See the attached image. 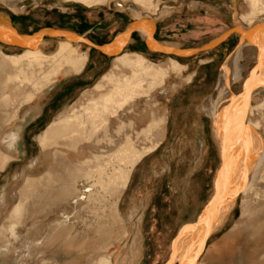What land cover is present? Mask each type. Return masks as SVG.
Returning a JSON list of instances; mask_svg holds the SVG:
<instances>
[{"label": "rangeland", "instance_id": "obj_1", "mask_svg": "<svg viewBox=\"0 0 264 264\" xmlns=\"http://www.w3.org/2000/svg\"><path fill=\"white\" fill-rule=\"evenodd\" d=\"M231 1L232 0H226L224 3L231 4ZM8 2L10 3L12 2L14 8H10L8 4L5 2V0H0V12L10 15L13 21L12 22L13 25L21 32L32 33L33 31H36L42 27L52 26L55 28H62V29L72 28L75 29V31L82 33L83 31H86L87 29L92 27V25H94L97 22H102L101 24L103 23L105 24V22L108 21L110 17L123 19L120 23V26L117 27V31H121L122 29L125 28L130 18H136V16L134 15L135 14L133 10L134 8L137 11H139L143 17L149 15L155 17L156 19L162 20L164 17H167L170 14L171 15L174 14L172 13L173 10L177 11V9L172 8L173 10H171L170 13L166 14L164 17L163 16L160 17V12L163 10L164 5H168L170 7H176V8L181 7L182 8L181 10H183L184 12H188L189 11L188 6L191 0H152L151 3L149 2L141 3V1H137V0H102V2L97 1L90 3H86L81 0H8ZM233 2H235V0H233ZM236 2L238 5L237 8L240 16L241 15L245 16V18H243L242 20L243 26L245 27L251 26L252 25L251 22H253V20H255L258 16H260L261 10L264 9V0H236ZM120 5H122L124 8L121 9ZM156 6L158 7L157 9ZM235 10L236 9L233 7V13ZM249 18H252V21H250ZM164 21L166 26H170L172 25L173 17L166 18ZM82 22H86V24L85 23H84L85 25L81 24ZM232 25H233L232 21L228 19V21H226L223 28H220L219 31L214 32L215 33L214 37L222 33L225 29L230 28ZM92 36L94 38L96 37L93 34ZM112 37L113 35L110 37L106 36L105 40H102V42H107L108 39L110 40ZM181 38H183V41L188 42L196 37L195 34L190 33ZM134 40H136L138 43V47H139L138 49H140L139 52H142V54L149 61L162 65L163 67H165V69L167 68L166 71L167 75L164 77V81H165L164 87H170L174 84L177 86L176 90L172 92L170 91L165 93L164 89L158 88V92H154L155 94L151 92L149 94L151 95V100L153 99L158 103H160V108L158 110L159 113L166 112L167 114L168 109H165L166 107L169 108V112L177 111L178 105L180 104V102L184 100L183 95L188 94L187 96L193 102L190 107H184L185 113L182 116L183 119H181L180 122L184 121L183 123H186L188 121L190 122L194 120L196 125L201 124V127H203V129L204 127H206L204 129L205 132L203 131L204 138L206 137L205 143L207 145V148H209V146L212 147L213 149L212 153L213 152L216 153V157L214 156L215 159L210 158L212 161H209L204 157L202 158L201 164L199 166H195L194 154L192 156V154L190 155L188 151L184 152L183 157L184 160L187 161V164L184 166L180 164L181 165L180 167L175 166L174 168H178L179 175L182 176L183 168L192 169L197 167L199 168L198 169L199 171L201 172L203 171V176L206 175V180L209 181V185H210L215 174L217 173V169L221 165L219 163L220 154L217 153V151L220 152V139L219 137L216 138L214 136L212 130L213 120L211 119V117L203 114L199 109L200 102L198 103L199 98L197 96V93L199 90L198 86L202 78L199 74L195 76L193 75V73L196 72V69L198 68L199 65L198 60L196 59L197 54L192 55L190 57H183V56H176L171 54L167 55V54L153 53L145 49V47L143 46V41L137 35L136 36L134 35ZM46 41H48V39L45 40L42 45L45 46ZM207 41L208 40H205L198 44H193V43L186 44L185 47L200 46ZM238 41L239 38H237V35L235 34L232 35L228 41L230 42V45L227 48L224 55H222L219 60H216L213 63V65L212 64L206 65L209 68H213V67L215 68V70L213 68L214 74L210 80V83L212 85L210 87L209 90L210 92L208 95H212L216 97L217 92L215 89V83L218 77L219 69L223 64V62L226 60V57L236 47ZM42 45L40 49L47 54L54 52L58 47V45H50L47 47L45 46L44 49ZM54 46H56L55 49H53ZM2 51L7 54H10L11 52H15V54L17 53L19 54L22 52V50L20 49H16L15 51L2 49ZM123 51L126 52L130 50L126 49ZM170 57L177 60L179 63L186 65L188 69L184 71L183 69L181 70V68H174L171 64ZM108 62H109V66L107 70L106 68L104 69L105 72L113 70V72L118 74H126L128 72L130 73V69L128 70V68H119V69L115 68L114 61L112 59H110ZM33 64L29 63L27 60H22L20 64H17L16 66L17 69L11 68L7 71H0V74L5 75L9 73L11 77V78L10 77L7 78V80L9 79V81L7 82L6 89L4 90V92L0 93V128H1L0 139H3L6 136V135L2 136L4 132V129H2V127L8 124L11 120H13V118H8L9 115H11L13 111H15L16 107L19 106V104L25 105L28 103L26 101H23L22 99L25 100V98L29 96L31 93H35L34 94L35 96L46 84L51 82L54 74L58 70H60L66 63L63 61L55 63L54 64L55 66L50 67L51 68V70L49 71L50 74L49 73L44 74L45 77L43 75V71L46 72V70H48L47 67L49 66L46 63L42 66H37V65L33 66ZM243 64L244 67L242 69V73L246 78L248 75L247 73L250 71L249 69L252 67L253 64L256 65V62L252 61L250 63H246V61L244 60ZM7 65L8 66L11 65V63L7 61ZM20 68H22V70ZM188 74H192L191 81L189 80L186 81L184 79L187 77ZM47 75L49 79L46 78ZM44 78H46L47 80ZM102 83L103 86L100 87L101 90L99 88V90L94 89L88 91L85 94V96L82 98V100H80L79 102H77V104L66 110V115H69L70 117L69 116L66 117L64 120L60 121V123L58 122L56 125L52 124L45 131L44 134L45 140L44 142L40 141L41 142L40 146L42 147V149L38 150V148L35 147L33 149L31 156V159L37 157L39 160V163L36 165V167L32 168L33 171L39 172L38 177L35 176L36 178L31 179V177L27 176L26 183H24V187L22 189H20V187L19 188L13 187L14 184L7 187L6 186L7 183L2 181L4 175L9 176L10 168L7 169V172L0 177V232L1 233L5 234L7 232L5 229L8 228V225L10 223V216L13 205L15 201L18 200L23 202L22 216H20L21 219L19 220V224L17 225V231H20L22 237L29 236L31 240L35 241L39 238H42L45 235H49L50 231L52 232L55 231L53 226H48V224L50 223L52 218L57 216V212L61 208V202H63L65 198L64 189L67 186L72 185L73 181L77 179H79L80 182L83 181V176L85 172L88 173V175L94 176L89 178L90 182L91 180L92 181L95 180L96 179L95 176H98L99 174L98 172L99 168H102L100 166H105L103 163H106L107 166L106 168L109 169L111 164L110 162L111 161L113 162L112 158H114L112 155L113 153L112 148L114 147L115 144L119 145V142L121 144V142H123V140H125L124 138L126 137V135H124V132L121 133L120 137L116 136L113 133V129L117 126L119 120L126 122L127 120L128 121L134 120L136 122L137 114H133L130 108L132 104L131 103L130 105L123 107L120 110L117 117L110 116L108 120L105 122V124L103 123L104 125L102 126L96 125L95 127V125L93 126V124L90 123L89 121L88 122L90 123V125L88 122L85 123L82 122L85 116L83 115L84 117H81L82 114L79 115V112L77 113V109L73 110V107L76 106L78 107L81 104H86L87 98L95 96L100 91L107 90L112 85V83H109V81ZM241 90H242V86L241 89L239 87H234L233 92L235 95L233 96L236 95L238 96ZM12 97H14L13 101H12ZM145 99L146 98L144 97L142 102H137L136 107L137 105H139L140 108L138 110H135V113L139 114V112H142L144 110L145 102H148ZM261 99H262L261 97L256 100L254 98L251 99L250 101L252 104L260 103ZM179 107L181 106L179 105ZM5 110H6V119L4 116ZM259 111L255 110L253 115H251V120L254 123H259L257 125L258 128H253L251 130L254 133L260 135L262 138H264V110H259ZM76 113L80 117L79 119ZM175 113L177 114L179 112H175ZM134 115H136V118ZM72 118L73 120L74 118L75 120L78 119V121L81 120L80 121L81 123L80 122L78 123L74 120L73 122H75L78 125L72 126V124H70L73 123ZM67 119L68 120L71 119L70 120L71 122L69 121L70 123H67L68 122ZM83 123L85 124L83 126L84 130L81 127L82 126L81 124ZM169 123L167 126L168 128L167 133L169 132V134L171 133V135H169L167 139L161 141L162 143L160 144V147L156 153L157 158L161 156L163 158L159 168H167L168 165L166 166V164H168L169 162L172 165H177L178 160L181 158V157L172 158L169 153L172 148H176L180 144V142H177L173 139V134L180 133L183 129V125L182 124L179 125L178 123L174 127L171 125V123L170 124ZM70 125L72 126V128L70 127ZM105 125L106 128H104ZM137 125L140 126L141 124H137ZM86 126L89 127V129L86 128ZM92 126L94 128L93 129L91 128V130L94 129L95 130L93 132L91 131L92 133L88 132L90 131V127ZM192 127L194 126L188 127L187 130L190 131ZM77 128L80 130L82 129L84 132L80 130L78 131ZM187 130H186V134H187L186 136L188 139L190 136L192 137L193 135L197 134L195 130L190 134L187 133L189 132ZM85 131H87L86 133L88 134L89 138L86 137L87 134L85 133ZM128 133L129 135L134 136V132L128 131ZM148 143H149L148 140L147 141L141 140V142H139L138 145L143 146L145 144L147 145ZM194 147L196 148L195 144L193 145V153H194ZM9 155L11 156L12 159L14 158V153L7 154L4 146L0 145V158L3 159L4 157L7 159ZM205 155L206 153L203 152V156ZM99 156H103V157L101 158ZM103 160L105 162H103ZM119 162L114 158V164H119ZM206 163H208L209 165L205 168ZM44 167H46L45 169L48 170L50 168H64V174L63 173L55 174L51 172H46L44 174H41L42 173L41 171L44 169ZM23 168L26 169V166H24ZM191 169L188 171L187 175L185 176L186 178L182 180L181 183L182 187L178 185L175 188V191L180 195L181 201L178 195H172L169 198L168 203L165 206H161L162 208L161 211H154L153 206H152L153 209H149L148 211H146L147 208L146 204L144 205L145 208L144 207L142 208L140 206V204L143 203L142 199L145 198L146 193L143 185L141 186L142 190L137 193V190L134 188V182L131 180L133 175L132 173L127 188L124 190V193L121 196V209H122L121 211L123 214H127L130 211V209L133 208V205L139 204L137 211H140L141 215L143 216V220L140 222V226L144 228V236H145L144 252L140 256L139 264H166L170 255V250H169L170 242L174 238L178 228H180L183 223L192 220V214L194 213V211H196L195 208L198 207L200 209L201 207H203L204 202L206 201V197L209 198V196H211L210 194L212 193L207 194L206 196L205 195L202 196L203 193L200 192L202 191L203 186L201 185V183H198L199 185L196 184L197 194L193 195V197L195 196V198L193 199L194 204L190 202L189 195L191 194L189 193L188 186L191 185L192 183L190 184L189 180L187 179L190 171H192ZM263 176H264V170H262L257 175L258 179L256 178L257 180L252 185L253 188L251 187L252 189L250 190L248 196L245 197V194L242 193L240 188V190L236 194L233 206L229 210L225 211L226 217L228 216L229 217L225 221L224 226H222V228L220 229L219 226L220 222H217V226H215L216 229L214 228L207 236L206 247H208L210 243L212 244V242L214 243L218 241V239L223 237V235L230 228V226L232 229H236L239 226V222L236 221L242 219L243 229L244 232L247 234L244 238V243H243L246 252L249 253L251 251L250 249L254 246H257L258 248L261 247V249L264 250V177ZM186 181H188V183ZM99 185H100L99 183L96 185L97 188H99ZM206 186H208V184H206ZM15 196H18V198H15ZM185 203L190 204V207L188 209L184 208ZM244 207L251 209L250 213H248L249 215L243 214ZM181 213L183 217L180 218ZM78 215L79 216L75 218V221L73 222V224H70V226L72 230H73V226L75 229L79 228L82 234L77 235L76 237L73 236L68 237L69 239L67 238V240H69V243H71L70 248L65 243L67 232L64 230H59L55 232V234L50 238L47 245H45V247L37 254H35V252H29L27 248L22 245L17 250L9 248V250L5 252V255L3 256L4 258L0 259V264H36V263L41 264V262L51 263L52 261H54V258L56 256H58L60 253H63V252H59V249L61 248L65 249L64 253L66 254L69 253L72 254L74 252H77L79 249H81V253H79V256L76 258L77 261L79 262V264H90L91 259L101 251L102 248L101 243L109 241L111 237L110 236L107 237L108 235L106 234H101V235L97 234L96 228L93 227L86 230L83 221L91 219V217L89 216L88 208H85V210L81 211ZM223 218L224 216L222 217V219ZM171 219L172 222L169 223ZM168 223L170 225H168ZM256 232L261 233L263 235L258 239L259 240L258 243H255V241L251 239L253 238V235ZM25 241L26 240H24V242ZM64 245L66 246V248ZM123 248H124V244L121 242L119 244L116 243L112 245V247H109L108 251L109 252L115 251L114 258L120 259L123 257V255L126 254L125 253L126 251ZM244 248L240 247L237 249L238 251L235 260L232 264L236 262L240 264H244V261L242 260L243 256H245L247 260V256L245 255ZM262 257L264 260V252L262 254ZM247 261L249 263L250 260ZM259 264H264V262Z\"/></svg>", "mask_w": 264, "mask_h": 264}, {"label": "bare ground", "instance_id": "obj_2", "mask_svg": "<svg viewBox=\"0 0 264 264\" xmlns=\"http://www.w3.org/2000/svg\"><path fill=\"white\" fill-rule=\"evenodd\" d=\"M81 1H84L86 3L97 1L102 2V0ZM137 1H141V3L152 2V0ZM5 2L10 8H14L12 2L10 3L8 2V0H5ZM120 8L122 9L124 7L120 5ZM157 8L158 7L156 6V9ZM172 8L176 9V7L164 5L163 10L160 12V17H164L166 14L170 13L171 10H173ZM133 10L135 12L134 15L136 16V19L144 18L141 13L135 8ZM243 16L244 15H242L241 17L237 16V11L235 10L232 17L234 21V26L241 28V30H246L253 25L264 23V9L261 10V15L258 16L255 20H253V22H251L252 25L248 27L243 26L242 20L243 18H245V16ZM190 17L191 16L187 17L186 15H184V18H186L185 20H193V18ZM10 19L12 23V18L10 17ZM249 20L252 21V18H249ZM162 26H165V24L163 25L162 23ZM140 32L144 34L142 30ZM235 32L238 35L239 41L236 47L230 52V54L226 57V60L221 65L218 72V77L216 76L217 80L215 83V89L217 95L216 97L212 95H207L205 97L203 96L204 98L200 102L199 106L200 111L203 114L211 117V119L213 120L212 130L214 136L216 138L219 137L220 139V152L217 151V153L220 154L219 163L221 165L217 169V173L215 174V176L213 175L214 178L212 182L210 181V185L209 181L206 180V175L203 176V171H199L197 167L195 168V172L193 171V175L192 172H190V174L192 175V178L190 180L192 185H194L197 180L198 183H201V185L205 187H202V191L200 192L203 193L202 196H206L207 194L212 193L213 195H215V199L208 207L207 213H205V215L203 216L205 217V219L204 224H202L203 228L200 230L202 232L201 234H199L200 232L198 234L196 233V228L194 226L198 217V213L200 212V209L202 207L200 209L196 207V211H194V213L192 214V220L182 224V226H189L182 228V230L176 237L175 244L177 245H174V247L176 246V249L175 252L170 255L167 264H171L173 261L175 263L177 261H180L181 264H202L203 261L213 260L219 257L220 254L223 253L224 249H230L231 244L227 242V240H223V242H218V244L216 242L217 245L215 246V248L213 246L214 250L211 251L209 249V246L206 247L207 236L215 228V226H217V222H220V229L222 228V226H224L225 221L229 217H226L225 211L229 210L233 206L236 194L240 190V188L242 193L245 194V197L248 196L250 190L253 188L252 185L258 179L257 175L262 170H264V138H262L260 135L254 133L251 130L253 128H258L257 125L259 124L254 123L251 120V115H253L255 110H264V38L258 40L257 42H252L247 37L242 35L240 31ZM164 34L165 33L163 31H159L158 35L163 36ZM144 35L146 36V34ZM57 39L59 41L57 49L49 54L44 53L40 49V45L36 49H25L5 44H0V54L6 61L10 62L13 66H17V64H20L22 60H27L31 64L35 63L33 64V66H42L46 63L49 67H47L48 70H46V72L43 71V75L49 73V71L51 70L50 67L55 66L54 64L57 62L63 61L66 64L74 67V69L81 67L87 60V56L84 53L79 52L77 54L76 47L81 45V43L70 42L63 37H57ZM161 44L164 45L163 42H161ZM2 49L10 51L20 49L22 50V52L19 54H15V52L7 54L4 53ZM111 59L114 61L115 68H128V70L130 69V73L128 72L129 74H118L113 72V70L104 72L101 77V81L95 85L94 89L99 90V88L103 86L102 82L108 81L109 83H112L111 87L107 90L100 91L93 97L87 98L86 104H81L78 107H73V110L77 109V113L79 112V115L82 114L81 117L85 116L83 120H86H82V122L85 123L89 121L93 124V126L95 125L96 127V125H104L110 116L117 117L123 107L132 103L130 108L133 114H137V118L136 115H134L136 118V122L134 120H127V122L119 120L117 126L113 129V133L118 137H120L121 133L123 132L124 135H126V137L124 138L125 140H123L121 144L119 142V145L115 144L112 148V155L115 160H117L118 162L120 161L119 164H114V158H112L113 162H110V167L109 169H107L106 163H103L105 162L103 160L102 163L105 166H100L102 168H99V174L98 176H95V180H91L92 183L90 182L89 178L94 176L88 175V173L85 172L83 176V181L80 182V180L77 179L73 181L72 185L67 186L64 189V201L61 202L62 209L60 208V210L57 212V216L52 218V220L48 224V226H53L55 231H48L49 235H45L35 241L31 240L29 236L22 237L20 231H17V225L19 224V220L21 219L20 216H22L23 202L16 200L11 211L10 223L8 225V228L5 229L7 232L5 234L0 232V249L4 250L3 252H0V259L4 258L3 256L5 255V252L9 250V248L17 250L21 245L26 247L29 252H35V254H37L45 247V245H47L50 238L55 234V232L59 230H64L67 232L65 243L70 248L71 243H69V240H67V238L71 236L76 237L77 235L82 234L79 228L75 229L73 226L72 230L70 224H73L75 218L79 216L78 214L81 211L85 210V208H88L89 216L91 217V219L83 221L86 230L93 227L96 228L97 234H106L108 235L107 237H111L109 241L101 243V251L91 259L90 264L140 263V256L143 254L145 246L144 228L140 226V222L143 220V216L141 215L140 211H137L139 204L133 205V208L130 209L127 214H123L121 211V196L123 195L124 190L127 188L131 175L137 165L146 156H148L152 152H155L160 147V144L162 143L161 141L164 137H166L168 129L167 126L169 121L171 125L175 127L181 121L182 116L185 113L184 107H190L193 101L189 99V97L187 96L188 94L183 95L184 100L179 104L182 108L178 105L179 111L177 109V111H171V113L169 112V108L166 107L165 109H168L167 114L166 112L159 113L158 110L160 108V103L153 99L151 100V95L149 94L151 92H158V88L164 89L165 93L170 91L172 92L177 88L175 84L170 87H164V77L167 75V68L165 69V67H163L162 65L149 61L142 54V52L136 50H130L126 52L121 51L120 53L115 54V56ZM244 60L246 61V63H250L252 61L256 62V65H254L255 72L252 73V75L247 80L244 77V74L242 73V69L244 67ZM170 61L174 68H181V70L183 69L184 71L188 69L186 65L179 63L177 60L171 57ZM20 69L22 70V68ZM211 70H213V68L205 73V84H211L210 80L213 76V71L211 73ZM209 73L211 75H209ZM191 77L192 74H188L187 77L184 79L186 81H191ZM46 78L49 79L48 75L46 76ZM241 86L242 90L238 94V96H233L235 95L233 92V88L239 87L241 89ZM34 94L35 93H31L25 98V100H22L28 101L32 98ZM144 97L146 98L145 100H147L149 103L145 102L144 110L142 112H139V114L135 113V110H138L140 108L139 105H137L136 107L137 102H142ZM260 97L262 98L260 103H251V99L255 98L256 100ZM13 98L14 97H12V101L14 100ZM245 101L247 102V105L242 107ZM241 108L242 112H244V117L242 118V121L240 119L235 126H233V123H231L230 125L229 123L230 121H232V115L235 114V117L238 120ZM175 112L179 113L176 114ZM15 113L16 109L11 115H9V118L14 116ZM68 116L69 115H66V113L61 114L53 122V125H56L58 122L60 123V121L64 120ZM77 117L78 119L80 118L78 115ZM78 119L75 120L74 118V120L79 123L81 120L78 121ZM70 120L71 119H69L67 123H70ZM74 120L72 118V122ZM84 123L81 124L82 126L80 124L79 125L83 128V126L85 125ZM227 123L230 126H228ZM70 124H72V126L78 125L75 122ZM137 124L141 125L138 126ZM72 126L70 125L71 128ZM93 126L90 127V131L88 132H93L95 130H91V128H94ZM86 128L89 129V127L87 126ZM104 128H106V125ZM205 128L206 127H204V129ZM204 129L203 127H201V124H197L196 128L192 127L190 131L187 130L189 131L187 132L189 134L191 132H194L195 130L199 137L197 142L195 143L196 148H194L193 153L195 166H199L201 164L202 158L204 157L209 161H212L211 159H213L214 156L216 157V153H212V147L209 146V148H207V145L205 143L206 137L204 138L203 135V133L205 132ZM77 130L79 131L80 129L77 128ZM83 130L81 129L80 131L84 132ZM128 131L134 132V136L129 135ZM86 132L87 131H85V133ZM86 137H88V134L86 135ZM44 140L45 135L41 137V141L44 142ZM141 140H148L149 143L147 145L145 144L143 146H140L138 145V143L141 142ZM203 152H205L207 156H203ZM99 157L102 158L103 156ZM3 159L6 158L3 157ZM208 165L209 164L206 163L205 168ZM195 177L196 179L194 180ZM214 180L215 183L213 188ZM186 182L188 183V181ZM98 183L100 184L99 188H97L96 186ZM205 183L208 184V186H206ZM207 198L208 197H206V199ZM144 205V203L140 204L142 208L144 207ZM189 207L190 204L185 203L184 208L188 209ZM250 210L251 209L244 207L243 214L249 215L248 213H250ZM223 216L224 218L222 219ZM181 217H183L182 213L180 215V218ZM171 222L172 219L171 221H169V223ZM169 223L168 225H170ZM207 230L209 231L207 232ZM190 231H193V235H191L190 238L185 239L186 235ZM202 239L204 240V246L202 247L203 250L201 252V255L199 253L201 250L200 241ZM24 240L26 241L24 242ZM37 241H40L38 245L36 243ZM181 241L183 242L179 245L178 242ZM121 242L124 244L123 249L126 251V254L123 255V257L120 259H115V251L109 252L108 249L109 247H112V245L116 243L119 244ZM182 246L186 248L188 246L187 249L190 248L192 250H185V252H181L183 249ZM79 253H81V249L72 254L69 253L70 255L63 252L56 256L54 258V261H52L51 263L41 262V264H78L76 258L79 256ZM234 264L240 263L236 262Z\"/></svg>", "mask_w": 264, "mask_h": 264}, {"label": "crops", "instance_id": "obj_3", "mask_svg": "<svg viewBox=\"0 0 264 264\" xmlns=\"http://www.w3.org/2000/svg\"><path fill=\"white\" fill-rule=\"evenodd\" d=\"M225 1L226 0H191L188 6L189 7L188 12H184L183 10H181L182 8L180 7L179 9L176 8L177 11L180 10L179 12L173 10L172 13L174 14L172 15L170 14L169 16L164 17L162 20L156 19L153 16H147V15L144 16L143 19L153 23L154 38L160 43L163 42L165 46L172 47V48H199V47H202L208 44L212 40L216 39L221 34H223L228 29L234 26V21L232 18L233 17V7L237 11V16L239 17L242 16V15L240 16L238 12V8H237L238 5L236 1L233 2L232 0L231 4H225L224 3ZM184 15H186L187 17L191 16L193 20L192 19L185 20L186 18H184ZM170 17H173V22L171 21L172 25L162 26V23L163 25L165 24V22L163 21L166 18H170ZM201 19H202V22H201ZM228 19L232 21L233 25L230 28L225 29L222 33H220L216 37H214L215 35L214 32H217L220 30V28H223V26L225 25L226 21H228ZM122 20H123L122 18H113V17L111 18L110 17L108 21L105 22V24L104 23L101 24L102 22H97L94 25H92V27H90L86 31H83L82 33L75 31V29H72V28H63V29L70 30L72 32L80 34L90 39L92 42L96 44H104V43L110 42L114 38V36L120 35V33L128 26V24H130L132 21H135L137 19L130 18L125 28L122 29L121 31H117V27L120 26V23ZM84 23L86 24V22H82L81 24H84ZM140 31L141 30L134 31L130 34V37L126 41L125 45L122 47L121 51L126 50V49L139 51L140 49H138L139 48L138 43L136 40H134V35L135 36L137 35L143 41V46L145 47V49L149 52H153L149 50L146 44V40H145L146 36L144 35L146 33L142 31L144 33L142 34ZM159 31H163L165 34L163 36H159L158 35ZM190 33L195 34L196 38H193L191 41H188V42L183 41V38L181 37L188 35ZM92 34L96 36L95 37L96 39L92 36ZM234 34L237 35L236 32H232L226 37L225 40L217 44L215 47L207 49V50H203L205 52L200 51V52L192 54V55L197 54L196 59L198 60V63H199L198 68L196 69V72L193 73V75L195 76L199 74L202 78L198 86L199 88L198 93H197V96L199 98L198 103L201 102L202 99L209 94L210 92L209 90L212 85L208 83L205 84L204 82L205 81L204 76H206L205 73L208 72V70L212 69L206 65H209V64L213 65V63L216 60H219L220 57L224 55V53L226 52L227 48L230 45V42H228L229 38ZM112 35L113 37L110 40L108 39L107 42H102V40H105L106 36L110 37ZM237 38H238V35H237ZM47 39L48 41H46V44H45L46 47L50 45L59 44L57 37H46L42 39L41 43L39 44L40 47L44 43V41ZM205 40H208V41L203 43L200 46L185 47L186 44H190V43L198 44ZM42 46L45 49V46L44 45ZM55 48L56 46H54L53 49ZM76 49H77V54L80 52V53H84L87 56V60L85 61V63L77 69H74V67L68 64H65L60 70H58L54 74L50 83L46 84L35 96L33 95L34 97L32 96V98L29 101H26L28 102L27 104L25 105L19 104V106L16 107V113L14 114L13 117H11L13 118V120H11L8 124L2 127V129H4L2 136L6 135L4 138H6L10 132L16 129H22V139L18 145V152L16 154L14 153V158L12 159V162L9 163L6 168H3L2 170H0V177H1L4 173L7 172V169L10 168L9 176L4 175L3 180H2L3 182L7 183L6 184L7 187L14 184L13 187L15 188L20 187V189H22L24 187V183H26L27 176L31 177V179L36 178L35 176L38 177L39 172H35L32 169L25 171V169L23 168L31 160L33 149L35 147H37L38 150L42 149V147L40 146V141H41V137L45 134V131L53 124V122L61 114L66 113V110L68 108H71L72 106L77 104V102L82 100V98L85 96V94L88 91L94 90L95 85L101 81V77L103 73L105 72L104 69L106 68L107 70L109 66L108 61L115 56V54L103 53L84 43H81V45L76 47ZM153 53L164 54L161 52H153ZM190 56H183V57H190ZM253 66L254 64L252 65V67ZM11 68L17 69V67L13 66L12 64L8 66L7 61L0 54V71H7ZM212 71L213 70H211V73ZM213 74H214V71L212 75ZM209 75L211 74L209 73ZM9 77H10L9 73L5 75L0 74V93L4 92L7 82L9 81V79L7 80V78ZM4 116L6 119V110L4 111ZM183 122L184 121L179 123V125L180 124L183 125L182 131L180 133L173 134V139L177 142H180V144L178 145V147L172 148L169 153L172 158L181 157L178 160L177 165H172L168 161L169 163L166 164V166L168 165L167 168H159L163 158L162 156L158 158L156 157L157 150L159 149L158 148L155 152L146 156L137 165V167L133 171L131 180L134 182V188L137 190V193L142 190L141 186L142 185L144 186L146 195H145V198L142 199V202L146 204V207H147L146 211H148L149 209H153V208H154V211H161L162 210L161 206H165L168 203L169 198L172 195H178L180 199V195L175 191V188L178 185L182 187L181 185L182 180L185 178V176L187 175L188 171L191 168H183L182 169L183 175L181 176L179 175L178 168H174V167L175 166L180 167L181 166L180 164H182V166L187 164V161L184 160L183 154L184 152L188 151L190 155L192 154L193 156V145L197 142L199 138L198 134L197 135L195 134L192 137L190 136L189 139L186 136L187 135L186 130L188 129V127L196 126L195 121L194 120L190 122L188 121L186 123H183ZM169 135H171V133L169 134L168 132L166 137L163 140L167 139ZM45 168L46 167H44V169L41 171L42 172L41 174H44L46 172H51L55 174H59V173L64 174V168H50L51 170L50 169L48 170ZM191 170L192 171L190 172H192V175H193V171L195 172V168H192ZM192 175L189 173V176L187 179L189 180V182L192 178ZM195 179L196 177L194 178V180ZM214 183H215V180L213 181V188H214ZM196 184L199 185L197 180L194 185L191 184L189 185V188H188L190 194L195 190L190 195V202L192 204H194L193 198H195L193 197V195L197 194L196 193L197 186H195ZM212 196L213 194H211V196H209V198L206 199L201 210L209 202ZM15 198H18V196H15ZM236 222H239V226L236 229H232L230 226V228L225 232L223 237H221L220 239H218V241H216L218 244V242L221 243L223 242V240L224 241L227 240V242L231 244L230 249L229 250L224 249L223 253H221L219 257L213 260L203 261L202 264H232L234 262L237 251H238L237 249L240 247L244 248L243 246L244 238L247 235L243 229V220L239 219V221H236ZM186 226H189V225H186ZM186 226L183 225L180 228H178L174 238L170 242V247H171L170 255L173 252H175L176 246L174 247V245H177L175 244L176 237L178 236L182 228ZM190 232L186 235L185 239H188L190 238L191 235H193V231H190ZM262 236L263 235L261 233L256 232L253 235V238L251 239H253L255 243H258L259 242L258 239ZM192 240H193V237H192ZM182 242L183 241L178 242L179 245ZM216 242L209 245V249L211 251H213L215 246L217 245ZM182 247L183 249L181 252H185V250L186 251L192 250L190 248L187 249L188 246L187 248L184 246ZM64 250L65 249L61 248L59 249V252H65ZM250 250L251 251L247 253L244 248V252H245V255L247 256V260H250L248 263L245 256H243L242 260L244 261V264H259V263L264 262L263 257H262L264 250L261 249V247L258 248L257 246H254ZM170 255H169V258H170ZM171 264H178V261L176 263L173 261Z\"/></svg>", "mask_w": 264, "mask_h": 264}, {"label": "water", "instance_id": "obj_4", "mask_svg": "<svg viewBox=\"0 0 264 264\" xmlns=\"http://www.w3.org/2000/svg\"><path fill=\"white\" fill-rule=\"evenodd\" d=\"M17 30L18 29L11 23L10 16L6 13L0 12V43L5 44V45L17 46L19 48H25V49L26 48H29V49L38 48L39 44L41 43L44 37H64L72 42L84 43L106 54H118L121 52L122 47L125 45L126 41L130 37V34L134 31L142 30L146 33L145 40H146V44L149 50L153 52H161L164 54H172L176 56H190L194 53L215 47L217 44L225 40L229 34L235 31H240L242 35L247 37L252 42H257L258 40L264 38V23H260V24L253 25L246 30H241V28L233 26L230 29H228L226 32L221 34L219 37H217L216 39L212 40L208 44L202 47H199V48H172V47L162 45L160 42H158L154 38V35H153L154 25L152 22L147 21L145 19H137L135 21H132L120 33V36L116 35L110 42L104 43V44H96L92 42L90 39L80 34H77L70 30L55 28L51 26L42 27L36 31H33L32 33H22ZM254 68L255 66H253L250 69L248 73L249 75L246 77V80L249 79L252 73L255 72ZM246 105H247V102L245 101L242 107ZM243 117H244V112H242V108H241V112L239 114L238 120L236 119L235 114H234L232 115L231 117L232 121H230L229 124L231 125V123H233V126H235L236 123H238L240 119L242 121ZM229 124L228 126H230ZM214 199H215V195L212 196L209 202L204 206V209L201 211L200 215H198L197 217V220L194 226L196 228L197 234L199 232H200L199 234L202 233L200 230L203 228L202 224H204L205 217L203 216L205 215V213H207L208 207L214 201ZM208 231L209 230H207V232ZM200 242H201L200 243L201 250L199 254H201L202 247L204 246L203 244L204 240L202 239ZM178 264H181L180 261H178Z\"/></svg>", "mask_w": 264, "mask_h": 264}, {"label": "clouds", "instance_id": "obj_5", "mask_svg": "<svg viewBox=\"0 0 264 264\" xmlns=\"http://www.w3.org/2000/svg\"><path fill=\"white\" fill-rule=\"evenodd\" d=\"M22 139V129H16L8 134L6 138L0 139V145H3L6 149L7 154H13L18 152V145ZM12 162V158L9 155L7 159L0 158V170L3 168H6L9 163ZM39 163V160L37 157L32 158L26 165V169L30 170ZM37 245L40 243V241L36 242ZM4 250L0 249V252H3Z\"/></svg>", "mask_w": 264, "mask_h": 264}]
</instances>
